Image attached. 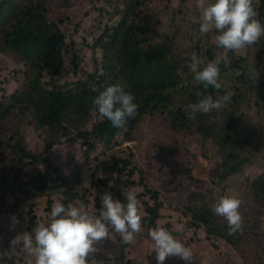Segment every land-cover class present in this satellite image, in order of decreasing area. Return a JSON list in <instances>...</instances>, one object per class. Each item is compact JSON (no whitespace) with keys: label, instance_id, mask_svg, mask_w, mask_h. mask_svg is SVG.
Listing matches in <instances>:
<instances>
[{"label":"rangeland","instance_id":"obj_1","mask_svg":"<svg viewBox=\"0 0 264 264\" xmlns=\"http://www.w3.org/2000/svg\"><path fill=\"white\" fill-rule=\"evenodd\" d=\"M47 17L65 34V47L63 65L55 83L45 84L64 89L80 82L91 84L95 78L91 75L98 70L96 65L102 58L100 45L106 40L103 36L107 29L117 27L121 18L107 0H50ZM147 24L153 39L156 42L168 40L190 71L182 75L169 110L156 113L147 120L146 144H140L138 140L129 147L122 132L113 138V143L112 140L109 144L104 140L93 143L89 138L84 143L79 131H90L91 125L100 118L95 117L93 110L86 123L79 127L71 123L69 133L60 141L55 139L50 128L36 124L31 114L23 115L21 119L11 114L2 122L7 134L6 137L0 135L5 140V145L0 147V250L9 248L16 233L33 227H28L31 212L36 215V223L46 222L53 201L64 200L62 194L56 193L45 192L29 198L19 191L12 192L9 186L15 182L18 173L21 179L28 180L34 173L45 171L47 163H51L65 174L82 172L85 177L99 160L129 156L136 148V156L129 157L130 164L120 171L121 179L129 181L122 196L110 182H100L104 179V173L100 171L98 179H85L89 203L74 204L98 214L104 192H111L114 198L126 203L125 193L135 191L142 217L149 216V208L157 206L156 226L170 231L178 223L185 226L183 232L173 231V235L192 249L193 258L185 261L169 255L163 264H264V195L257 193L252 185L264 170V101H259L264 98V36L256 44L235 51L246 57L249 69L222 75V87L216 94L230 91V100L219 109L198 112L189 118V90H197L193 83L194 58L207 62L218 55L223 56V49L216 46L215 33H209L210 39L207 40L205 34L199 32L196 0H149ZM238 62L233 58V64ZM231 65L228 60L224 68ZM26 70L23 63L0 52V101L9 100L13 93L26 87ZM172 110L187 117L186 122L178 123V128L168 124L167 115ZM203 120L209 126L211 136L200 127ZM16 138L39 158L20 162L14 142ZM53 141L55 143L51 144ZM89 144H93L90 150ZM162 146L177 148L179 153L160 149ZM13 165L17 171L10 170ZM135 165L136 168L132 169ZM182 168L188 171L187 176L182 173ZM225 193L235 194L241 200L239 211L243 230L231 238L239 242V249L224 237L210 234L206 226L192 220V215L181 213L186 195L195 196L199 203L200 200L208 202L213 208L215 201ZM13 214L18 221L15 224L11 219ZM215 216L216 230H225L227 220L216 213ZM142 228L129 243L123 242L119 234L110 229L109 237L97 244L88 264H156L155 250H152L154 242L148 236L150 228L144 225ZM24 257L25 253L18 246L6 264H24Z\"/></svg>","mask_w":264,"mask_h":264},{"label":"trees","instance_id":"obj_2","mask_svg":"<svg viewBox=\"0 0 264 264\" xmlns=\"http://www.w3.org/2000/svg\"><path fill=\"white\" fill-rule=\"evenodd\" d=\"M50 0H1L0 1V52L8 54L13 60L23 63L27 70L26 87L19 92L13 93L9 100L0 101V135L6 137L7 132L1 124L11 114L17 119L23 115L31 114L41 127H48L60 141L69 133V125L80 126L87 122L90 111L93 110L95 117L100 118L91 125V130H80L84 143L88 138L93 143L104 140L105 144L115 141L113 138L123 133L129 147L139 140L140 144H146L148 133L146 122L156 113H164L169 110L175 92L181 83L183 74L190 71L188 64L182 57L175 54L168 40L156 42L147 24L149 0H107L114 11L121 18L117 27L107 29L101 43L102 58L97 64V71H93L91 77H95L96 84L80 82L75 87L64 89L63 87H48L46 83H55L62 68L63 49L65 47V34L59 26L47 17ZM256 16L264 22V0H252ZM205 38L210 39L209 33ZM233 58L239 61L233 64ZM212 59V58H211ZM230 67L220 63L219 80L222 85L224 73H234L237 70L249 69L246 57L235 51L228 53ZM49 79L44 81V77ZM240 79H242L240 77ZM196 91L189 90L191 97L189 103L198 101L204 95L217 96L219 89L211 86L205 89L202 84L193 82ZM119 84L126 91L134 95L138 104L137 114L134 118H128L122 127H113L109 120L101 117L92 100L101 90L109 85ZM264 101V98H259ZM168 124L172 128H178L179 122H186L187 117L179 111L172 110L168 113ZM93 116V118H95ZM67 123V124H66ZM194 127V125H193ZM207 136H211L210 128L203 121L200 123ZM194 130V128H193ZM139 133V134H138ZM140 135V138H139ZM11 139V136L10 138ZM73 139H71L72 141ZM19 161L24 159L36 160L34 152L24 147L18 138L15 139ZM55 141L51 142L54 144ZM5 145V140L0 136V147ZM93 144H89V150ZM167 151L179 153V149L162 146ZM87 150V153H89ZM137 149L130 152L129 156L112 157L99 160V163L91 170L88 176L80 174H65L55 165L47 163L45 171H38L28 180L14 177L9 188L12 192H20L25 197H36L42 193L62 194L64 203L81 202L88 204V188L85 179L96 180L104 173L101 183L111 182L119 196L129 181L121 179L120 171L130 164V158L136 156ZM233 154V153H232ZM89 156V155H88ZM86 163V162H85ZM20 164V163H19ZM89 164V161L86 163ZM136 165L132 169H135ZM16 170L11 166L10 170ZM18 170V169H17ZM16 170V171H17ZM114 172H118L117 175ZM182 173L187 176L188 171L182 168ZM88 179V180H89ZM5 183V179L3 180ZM257 193L264 195V170L252 181ZM193 195L185 196V207L181 213L192 215V220L198 225H204L212 235L224 237L234 248L239 249V242L232 240L234 235L229 234L228 225L223 231L216 230L214 225L215 212L209 207L208 202L200 200ZM190 201H194L190 203ZM52 203V199L49 200ZM33 207V206H32ZM51 208V207H50ZM150 215L142 217V225L149 228L156 226L158 208H149ZM219 217V216H218ZM36 224L34 212L29 214L31 228Z\"/></svg>","mask_w":264,"mask_h":264},{"label":"clouds","instance_id":"obj_3","mask_svg":"<svg viewBox=\"0 0 264 264\" xmlns=\"http://www.w3.org/2000/svg\"><path fill=\"white\" fill-rule=\"evenodd\" d=\"M196 6L199 10V32L215 33L214 42L223 49L224 55L207 62L194 58L193 79L205 89L210 86L220 89L219 65L221 62L228 64L227 52L259 42L264 36V22L256 18L252 0H196ZM230 98L231 92L227 90L215 98L210 94L204 95L187 105L189 118L198 112L219 109ZM92 102L99 115L117 128L124 126L128 118H134L138 110L134 95L119 84L107 86L93 97ZM125 195L126 203L114 198L111 192H104L98 214L82 205L55 199L46 222H38L30 230L16 233L9 242V248L0 250V264H6L18 246L25 253L24 264H88L97 244L109 237L110 229L118 233L123 242H131L135 234L143 230L142 214L136 192L130 190ZM240 204L238 196L225 193L212 208L227 220L229 234L243 230ZM11 219L13 224L18 222L15 214ZM184 227L183 223H178L172 231L160 225L149 229L156 264H163L169 255L185 261L193 258L192 249L173 235V231L183 232Z\"/></svg>","mask_w":264,"mask_h":264}]
</instances>
